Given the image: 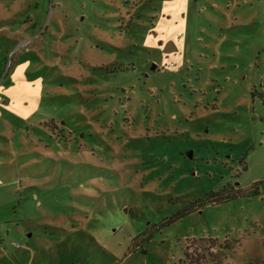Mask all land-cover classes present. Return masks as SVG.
Instances as JSON below:
<instances>
[{
    "label": "rangeland",
    "instance_id": "1",
    "mask_svg": "<svg viewBox=\"0 0 264 264\" xmlns=\"http://www.w3.org/2000/svg\"><path fill=\"white\" fill-rule=\"evenodd\" d=\"M0 264H264V0H0Z\"/></svg>",
    "mask_w": 264,
    "mask_h": 264
},
{
    "label": "trees",
    "instance_id": "2",
    "mask_svg": "<svg viewBox=\"0 0 264 264\" xmlns=\"http://www.w3.org/2000/svg\"><path fill=\"white\" fill-rule=\"evenodd\" d=\"M249 195H257L258 194V184H255L251 187ZM239 191H229L228 187H225L222 191L216 192H209L206 193L202 198L197 199L194 203L189 204L188 206L184 207L182 210L178 211L174 215H172L170 218L166 219V223H172L183 216L194 212L197 209H200L204 204L206 203H218V202H226L231 199L236 198L239 196ZM184 256L187 258V253L184 251Z\"/></svg>",
    "mask_w": 264,
    "mask_h": 264
},
{
    "label": "crops",
    "instance_id": "3",
    "mask_svg": "<svg viewBox=\"0 0 264 264\" xmlns=\"http://www.w3.org/2000/svg\"><path fill=\"white\" fill-rule=\"evenodd\" d=\"M167 49H168L170 52L173 50V48H172V46H171L170 44H168L167 47H165V51H166Z\"/></svg>",
    "mask_w": 264,
    "mask_h": 264
},
{
    "label": "water",
    "instance_id": "4",
    "mask_svg": "<svg viewBox=\"0 0 264 264\" xmlns=\"http://www.w3.org/2000/svg\"><path fill=\"white\" fill-rule=\"evenodd\" d=\"M187 156H188L189 158H191V152H188V153H187Z\"/></svg>",
    "mask_w": 264,
    "mask_h": 264
}]
</instances>
